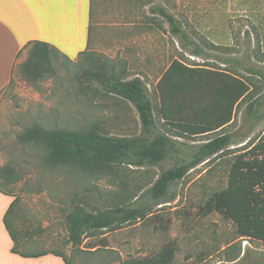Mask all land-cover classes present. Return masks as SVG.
I'll return each instance as SVG.
<instances>
[{
  "label": "rangeland",
  "instance_id": "rangeland-1",
  "mask_svg": "<svg viewBox=\"0 0 264 264\" xmlns=\"http://www.w3.org/2000/svg\"><path fill=\"white\" fill-rule=\"evenodd\" d=\"M151 6L173 13L209 55L192 54L167 21L151 12ZM91 33L89 53L75 60L58 55L53 59L54 71L35 83L15 68L0 91V187L17 195L16 206L8 214L15 233L33 235L22 246L16 242L17 247L58 252L70 264H118L150 256L171 244L176 247V264H264V242L239 237L234 223L218 212H199L213 193L226 186L234 156L264 137V113L250 123L243 120L249 100L259 97L264 108V0H94ZM217 56H234L243 66H255L261 75L223 63ZM173 59L209 70L227 69L247 82L249 93L237 103L229 124L195 137H177L162 124L155 85ZM113 70L123 79L135 74L144 77L158 129L175 139L198 144L232 133L245 140L190 169L176 185L173 200L153 206L143 218L87 234L74 244L69 240L68 215L130 201L170 163L93 168L75 161L54 162L45 143L19 136L33 125L139 134L141 123L134 105L106 93L90 77L94 71L109 76ZM199 98L204 103L208 97L200 94Z\"/></svg>",
  "mask_w": 264,
  "mask_h": 264
},
{
  "label": "trees",
  "instance_id": "trees-1",
  "mask_svg": "<svg viewBox=\"0 0 264 264\" xmlns=\"http://www.w3.org/2000/svg\"><path fill=\"white\" fill-rule=\"evenodd\" d=\"M94 0H91L92 18ZM152 13L163 17L171 31L180 36L183 46H189L196 56H208L204 46L193 38L176 16L163 6H151ZM84 51L80 55H85ZM58 55L65 57L47 42L33 40L25 45V57L15 63L22 77L35 83L46 77V72L54 71L53 59ZM79 55V56H80ZM226 64L244 68L261 75L259 69L249 64L243 66L234 56H217ZM121 72L123 71L122 68ZM94 71L90 74L103 87L104 91L132 103L141 123L140 133L136 135H114L89 128L86 130L44 129L39 125L26 128L19 136L22 140H35L45 143L49 148V158L54 162L75 161L93 168L110 165L155 166L170 163L162 168L156 180L138 196L130 201L107 206L97 211H84L70 214L69 240L78 244L82 238L93 232L121 225L145 217L153 206L173 200L175 187L185 174L205 160L218 155L228 146L240 143L245 138H236L232 133H221L206 138L198 144H186L158 129L154 119L153 104L149 98L144 81L134 76L123 79L114 75ZM88 75L89 71L84 70ZM11 81V79H10ZM9 81V82H10ZM155 88L160 98L162 124L175 131L178 136H200L222 129L232 121L237 103L249 93V86L240 76L227 69L209 70L199 65H189L173 59L161 72ZM206 95L202 103L199 95ZM264 108L259 97L247 102L243 120L252 122L260 119ZM0 191L7 192L0 187ZM8 193V192H7ZM9 207V213L14 206ZM218 212L230 219L239 237L264 242V137H259L242 148L230 165L226 186L213 193L200 207L202 215ZM4 222L15 241L8 223V213ZM12 252H17L13 246ZM175 245H164L156 253L138 259H126L118 264H176ZM47 251L36 253L20 252L23 256H39ZM66 264L68 259L58 252Z\"/></svg>",
  "mask_w": 264,
  "mask_h": 264
},
{
  "label": "crops",
  "instance_id": "crops-1",
  "mask_svg": "<svg viewBox=\"0 0 264 264\" xmlns=\"http://www.w3.org/2000/svg\"><path fill=\"white\" fill-rule=\"evenodd\" d=\"M90 9L91 0H0V91L9 83L15 63L24 59L20 55L25 53V45L30 41L47 42L70 60H75L84 51H90ZM134 76L144 79L140 74ZM15 198L13 208L17 195L0 191V264H66L61 256L50 251L39 256L20 254L39 251L18 248L16 242L24 245V240L33 236L32 233L19 231L16 234L8 217L15 236L13 241L4 222ZM13 246L17 252L11 251Z\"/></svg>",
  "mask_w": 264,
  "mask_h": 264
}]
</instances>
